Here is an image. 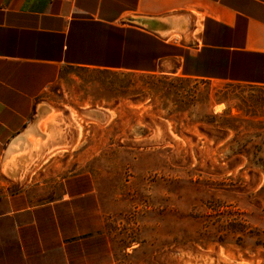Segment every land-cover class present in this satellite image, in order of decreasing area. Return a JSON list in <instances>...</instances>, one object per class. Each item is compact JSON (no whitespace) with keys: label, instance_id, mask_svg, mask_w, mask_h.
I'll list each match as a JSON object with an SVG mask.
<instances>
[{"label":"rangeland","instance_id":"obj_1","mask_svg":"<svg viewBox=\"0 0 264 264\" xmlns=\"http://www.w3.org/2000/svg\"><path fill=\"white\" fill-rule=\"evenodd\" d=\"M39 102L79 125L27 184L92 174L132 264H264V87L67 67Z\"/></svg>","mask_w":264,"mask_h":264},{"label":"crops","instance_id":"obj_2","mask_svg":"<svg viewBox=\"0 0 264 264\" xmlns=\"http://www.w3.org/2000/svg\"><path fill=\"white\" fill-rule=\"evenodd\" d=\"M67 67L264 87V0H0V264H132L140 246L110 227L92 174L66 177L51 199L27 184L70 144L66 127L67 145L33 164L22 153L44 136L39 110L53 107L39 101Z\"/></svg>","mask_w":264,"mask_h":264},{"label":"bare ground","instance_id":"obj_3","mask_svg":"<svg viewBox=\"0 0 264 264\" xmlns=\"http://www.w3.org/2000/svg\"><path fill=\"white\" fill-rule=\"evenodd\" d=\"M39 111L42 112V113L39 115V118H38L39 120L38 121H41L42 119L44 120V118H46L47 115H51V117H50L51 119H50L49 122H48V120L46 121L47 122V130L45 132H43L44 136H39V134L37 135V137L31 136L32 139L30 141L24 142L25 143L24 144V148L25 149H24V151L22 153H23V155L26 154V156L27 155L29 156V157L27 156L29 158L26 161L27 164H33L34 162L36 163V161L39 159L40 155H42L43 153H46V152H49V151L53 150L57 146H62V145H65V144L67 145V143H65V141H61L62 138H63L64 130H65L66 127L70 128V125L72 124L74 127H76L78 129V125L75 124L74 120H71V118H70L69 122L68 121L65 122L66 120L64 121V120L60 119V117H57V115L54 116V109L49 107V106H43V108L41 110H39ZM99 113L104 115L103 112L99 111ZM98 116H99V114H98ZM62 122L64 123L63 124L64 126L62 125ZM38 123L39 122L35 121V124H34L35 125V130L38 129ZM65 138H66V136H65ZM24 152H25V154H24ZM43 155H45V154H43ZM24 158H25V156H24ZM23 162H25V161H23ZM13 163H14V165H16L17 164L16 160ZM24 168H26V166ZM17 174H19V173H17Z\"/></svg>","mask_w":264,"mask_h":264}]
</instances>
